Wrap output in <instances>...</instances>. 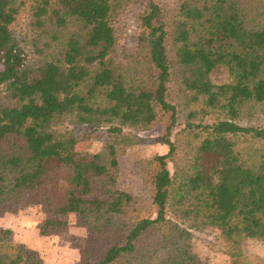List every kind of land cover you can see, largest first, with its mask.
<instances>
[{
	"label": "trees",
	"instance_id": "1",
	"mask_svg": "<svg viewBox=\"0 0 264 264\" xmlns=\"http://www.w3.org/2000/svg\"><path fill=\"white\" fill-rule=\"evenodd\" d=\"M133 4L127 68L113 53ZM76 125L106 128L98 152L76 150ZM156 125L168 150L134 196L118 157ZM22 203L78 214L74 264H204L191 242L204 226L250 264L241 243L264 238V0H0V216ZM0 264L44 263L0 227Z\"/></svg>",
	"mask_w": 264,
	"mask_h": 264
},
{
	"label": "rangeland",
	"instance_id": "2",
	"mask_svg": "<svg viewBox=\"0 0 264 264\" xmlns=\"http://www.w3.org/2000/svg\"><path fill=\"white\" fill-rule=\"evenodd\" d=\"M163 5L173 6L175 0H160ZM139 10L137 4L130 5L120 18L119 31L113 57L118 63L130 66L131 55L136 48L137 22L136 14ZM259 116L245 117L238 122L247 124L260 121ZM182 125L176 127L177 130ZM76 134V150L81 153H96L105 143L106 128H89L85 125L74 126ZM175 130H173L172 135ZM164 128L156 125L149 130L137 133L142 142L129 146L125 154L118 157V188L134 196L141 195L143 190V168L156 154L165 153L168 147L163 143ZM173 137V136H172ZM244 145H249L247 139ZM170 171L173 170L171 162L167 163ZM45 218H56L66 224L57 234L42 235L39 226ZM0 227L10 228L14 238L22 241L31 249L38 252L44 264H74L79 259V250L86 239V229L79 224L77 213L56 215L43 212L37 204L22 203L17 211L5 212L0 216ZM193 234L192 249L202 259L204 264H234L226 254L225 247L219 236V230L210 226L191 229ZM243 254L250 257V264H264V238H246L242 243ZM111 264H118L113 262Z\"/></svg>",
	"mask_w": 264,
	"mask_h": 264
}]
</instances>
